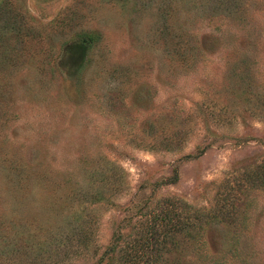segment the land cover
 <instances>
[{
	"label": "rangeland",
	"instance_id": "1",
	"mask_svg": "<svg viewBox=\"0 0 264 264\" xmlns=\"http://www.w3.org/2000/svg\"><path fill=\"white\" fill-rule=\"evenodd\" d=\"M151 232L264 264V0H0V264Z\"/></svg>",
	"mask_w": 264,
	"mask_h": 264
},
{
	"label": "trees",
	"instance_id": "2",
	"mask_svg": "<svg viewBox=\"0 0 264 264\" xmlns=\"http://www.w3.org/2000/svg\"><path fill=\"white\" fill-rule=\"evenodd\" d=\"M161 182H165V181H161ZM170 212H172V209H169L168 211L166 209L163 212V218L170 217V214H171ZM179 227H182V226H179ZM177 229H178L177 226L175 224H173L172 231L176 232ZM168 233H166V234L168 235ZM157 239L158 238L155 235V232H151L150 235H147L145 237V239H143V238L142 239L141 238L132 239V241H130V247L127 248L126 245L121 246L120 242H123L122 238H120L119 236L116 237L113 235L111 246L108 247V249L106 251H104L103 257H108V259L110 260V264H134L135 261L138 262L140 257L144 258V256H145L146 258H149V257H152L154 253L161 251L163 244L166 241L163 240L162 242H160V245H159L160 247L157 248V246L155 245V243L158 244ZM152 247H154V249H151ZM116 248H118V251L120 252V254H118V255L115 254ZM139 248H142L143 252H141L139 250ZM144 248H147V250L144 251ZM124 252H125V255H124ZM122 254H123V256H122Z\"/></svg>",
	"mask_w": 264,
	"mask_h": 264
}]
</instances>
